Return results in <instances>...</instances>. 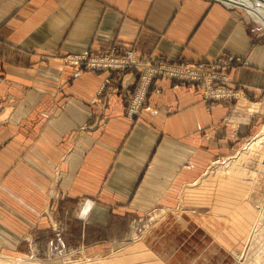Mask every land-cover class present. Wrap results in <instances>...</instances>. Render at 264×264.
<instances>
[{
  "label": "crops",
  "instance_id": "crops-1",
  "mask_svg": "<svg viewBox=\"0 0 264 264\" xmlns=\"http://www.w3.org/2000/svg\"><path fill=\"white\" fill-rule=\"evenodd\" d=\"M232 8L221 0H0V249L57 218L59 233L103 251L127 238L131 214L173 207L183 187L247 138L261 114L235 125L232 117L238 95H262L264 34ZM110 47L181 65L239 57L226 72L239 93L206 99L198 84L157 75L128 117L135 73L62 59ZM115 222L121 234L104 237Z\"/></svg>",
  "mask_w": 264,
  "mask_h": 264
},
{
  "label": "rangeland",
  "instance_id": "rangeland-1",
  "mask_svg": "<svg viewBox=\"0 0 264 264\" xmlns=\"http://www.w3.org/2000/svg\"><path fill=\"white\" fill-rule=\"evenodd\" d=\"M232 9L241 12L247 18L251 28L254 25L257 30L264 34V26L256 22L244 9L238 7ZM261 38L264 39V35ZM126 51L135 52L131 48L120 51L116 47H110L97 52L65 54L62 59L71 66L85 70H104L108 74L111 72H133L136 75L135 80L137 82L139 71L132 65H128L130 67L123 69H116L115 67L106 69L101 66L90 68L85 62L87 59L94 62L93 59L100 60L107 55L124 57ZM76 57L81 58V60L74 62L70 59ZM228 57L232 59L229 60ZM150 60L151 58L145 61L137 59V62L144 64ZM153 60L156 63L173 64L158 61L156 58H153ZM210 60H213L210 63L214 66L213 69L217 67L215 72L224 74L227 78L226 72L242 62L239 57L223 53ZM199 62H206V60ZM222 62H225V68L227 69L219 71L218 67L223 66ZM226 83H229V81L220 85L228 88ZM235 91L239 93L238 89ZM263 95L264 88L262 89V95L258 98L247 99L257 101L263 98ZM236 97L237 94L235 97H230V99ZM258 112L262 117L257 125L248 132L247 138L232 143L227 152L215 159L221 160L225 156H234L240 150L239 148L248 143L250 138L261 129L264 124V108H260ZM235 117H233V120ZM248 117L240 122H244ZM261 155L263 157L260 162H258L255 155H249L241 161V164L247 167L245 179L250 183L247 181H234L219 175H208L203 179L201 178L202 180H196L194 184L185 186L178 192L177 202L173 207H154L144 212L135 211L131 214L126 224L125 235L127 238L107 242V249L103 251H94L90 244H87L90 242L79 234L67 233L64 235L59 233L60 224L56 222L58 219L54 218V222L50 223L49 227L45 228L41 225L42 228L38 230H30L25 235V239L15 248L0 249V260L3 259L2 254H9L13 258L24 259L37 264H79L84 259L95 261V255H98L100 261L97 260V264H141L143 262L144 264H264V153ZM245 203L252 211L247 215H256L252 219L255 220V226H252L254 225V222H252L251 227L249 226L251 232H246L240 236L241 239L233 241L227 232L229 228L234 231V221L230 224L228 220L230 218L234 219L238 214L237 212L240 211L236 209L240 205L244 207ZM260 218L261 221L258 223L257 220ZM50 221H53L52 218ZM123 226H119L117 222L113 223L108 227L110 233L104 235V237L112 238L116 232L121 234ZM77 228V226L70 227L74 233L78 232ZM220 235L224 238L220 239ZM229 245L233 249L228 248ZM248 245L251 247H248ZM132 248L138 251L144 250L146 254L139 255L137 252L132 251Z\"/></svg>",
  "mask_w": 264,
  "mask_h": 264
},
{
  "label": "bare ground",
  "instance_id": "bare-ground-1",
  "mask_svg": "<svg viewBox=\"0 0 264 264\" xmlns=\"http://www.w3.org/2000/svg\"><path fill=\"white\" fill-rule=\"evenodd\" d=\"M221 1H223L226 5H228L230 7H238V8L244 9L249 14V16H251L254 20H256V22H258L260 25L264 26V0H221ZM228 88L232 89L231 87H228ZM216 89L218 90L220 88L216 87ZM237 95H238V93H237ZM238 97H239L238 105H237V108L234 110L237 113L233 116V117H235V116L236 117L234 118V120L232 117L234 125L239 123L240 121H243V119L245 117L250 116L255 112H258L260 110V108L261 109H262V107L264 108V97L261 98L260 100H257V101H249L248 99H246L245 97H243L241 95L240 96L238 95ZM4 114H5V112H4ZM4 114H2V116ZM245 121L246 120H244V122ZM239 149L240 150H238V152L232 157H231V155H230V157L225 156L226 158L224 157L221 160L215 159L212 162H210L209 165L207 166V168L202 172V174H200V176L196 180L197 181L202 180L205 176H208V175L209 176L219 175V176H223V177H226V178L234 180V181L246 182L247 180L245 178H246L247 167L243 166L241 164V161L245 157H248L249 155H255L258 162H260V159L263 157L261 154L264 153V124L261 126V129L250 138L248 143H246L245 145H242V147ZM195 182H193V184ZM247 182L250 183V181H247ZM249 209L250 208L246 205V203H245L244 207L242 205H240L236 209V210H240V211L237 212L238 214L235 216V218L234 219L230 218V220H228V223H230V224H232V222L234 221V226H235L234 231H231V228H229V230L227 232V234H229L230 237H232L233 241L241 239L242 237H240V236L242 234H245L246 232H251L249 230L251 229L250 227L253 224L252 222H254V225H252V226H255V220L253 221L252 219L255 218L256 215H254V216L253 215L252 216L247 215L249 213H252V211H250L251 209L250 210ZM241 210H242V213H241ZM240 218H241V220H240ZM261 218L259 220H257L258 223H259V221H261ZM262 230H261V232H262ZM254 234H256V233H254ZM223 238L224 237L220 235V239H223ZM246 238H247V236H246ZM248 239H250V238L248 237ZM262 239H261V241H262ZM249 246L250 245H248V247ZM228 248H232V247L229 245ZM246 249H247V246H246ZM131 250L137 252V254H139V255L146 254L144 252V250L138 251L135 248H132ZM240 253H242V252H240ZM246 253H247V251H246ZM1 257L3 259L0 260V264H37V263L29 262V261L24 260V259L13 258V256H10L9 254H2ZM95 257H96L94 259L95 261L84 259V260H82L83 262H81L79 264H97V260L100 261V257L98 255H95ZM245 257H246V255H245ZM252 262H253V260H252ZM133 264H135V263H133ZM141 264H144V262Z\"/></svg>",
  "mask_w": 264,
  "mask_h": 264
},
{
  "label": "built area",
  "instance_id": "built-area-1",
  "mask_svg": "<svg viewBox=\"0 0 264 264\" xmlns=\"http://www.w3.org/2000/svg\"><path fill=\"white\" fill-rule=\"evenodd\" d=\"M74 62L77 60H81V58H70ZM228 59H232L228 57ZM91 62L90 60H85L86 65L88 67H98L110 69H123L126 67H130L128 65L134 66L138 71V79L136 82V87L134 93L129 98L128 104L126 106L125 112L128 117L136 116L141 108V105L144 102V98L147 92V88L150 84L152 77L156 75L166 76L177 78L183 81H187L189 83L198 84L202 90L204 97L206 99H222V98H230L235 97L237 92L233 89H229L220 84H224V82H228V78L224 74H218L215 72L216 69H213V65L210 64L213 60H206V62H196L193 64L186 65H176V64H162L156 63L153 58L147 63L140 64L137 62L136 55L132 51H126L124 57H114L107 55L103 59L95 60ZM238 60V59H237ZM230 62V61H228ZM222 67H218L219 71H224L225 62H222ZM213 82H221V83H213ZM214 85H213V84ZM218 87L220 89H216Z\"/></svg>",
  "mask_w": 264,
  "mask_h": 264
}]
</instances>
